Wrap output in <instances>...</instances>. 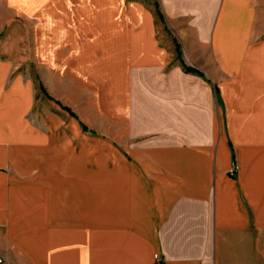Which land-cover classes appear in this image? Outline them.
<instances>
[{"label": "crops", "instance_id": "1", "mask_svg": "<svg viewBox=\"0 0 264 264\" xmlns=\"http://www.w3.org/2000/svg\"><path fill=\"white\" fill-rule=\"evenodd\" d=\"M261 2L0 0L96 89L31 122L0 45V264H264Z\"/></svg>", "mask_w": 264, "mask_h": 264}, {"label": "rangeland", "instance_id": "2", "mask_svg": "<svg viewBox=\"0 0 264 264\" xmlns=\"http://www.w3.org/2000/svg\"><path fill=\"white\" fill-rule=\"evenodd\" d=\"M261 1L262 17H264V0ZM12 29L13 35L11 36L9 35L10 29L7 30V33L0 34V45L12 46L17 49L23 48L27 51L19 55L21 58H19L18 63L13 68L14 72H17L18 75L22 74L29 82L28 119L31 122L43 120V115H47L48 112L55 110L57 103L66 105V107L70 106L76 112L84 114L83 112L87 111L89 105L84 99L85 91L96 90L95 87H87L85 85L78 86L77 88L72 87L68 84V81L58 80L53 77L52 72L43 71L41 67H38L37 55L35 53L36 38L32 36L36 25L29 24L27 30L21 14L13 17ZM24 34H27V37ZM48 74H51L50 78L47 76ZM40 81L45 86L39 83ZM47 81L50 83H47ZM22 89L24 90V87Z\"/></svg>", "mask_w": 264, "mask_h": 264}, {"label": "built area", "instance_id": "3", "mask_svg": "<svg viewBox=\"0 0 264 264\" xmlns=\"http://www.w3.org/2000/svg\"><path fill=\"white\" fill-rule=\"evenodd\" d=\"M237 170H238V165H237L236 163H233V168H232V170H231V174H235V173L237 172ZM155 257H156V258H159V255L156 254ZM2 261H3V260L0 259V262H2Z\"/></svg>", "mask_w": 264, "mask_h": 264}, {"label": "trees", "instance_id": "4", "mask_svg": "<svg viewBox=\"0 0 264 264\" xmlns=\"http://www.w3.org/2000/svg\"><path fill=\"white\" fill-rule=\"evenodd\" d=\"M186 70L188 71V72H194V73H199L196 69H192V68H186Z\"/></svg>", "mask_w": 264, "mask_h": 264}]
</instances>
